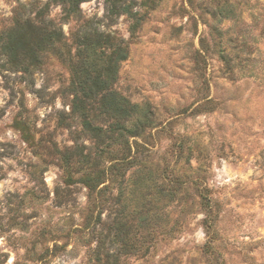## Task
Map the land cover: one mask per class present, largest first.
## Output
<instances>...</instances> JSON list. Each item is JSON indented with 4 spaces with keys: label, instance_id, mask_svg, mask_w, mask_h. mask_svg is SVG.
I'll return each mask as SVG.
<instances>
[{
    "label": "rangeland",
    "instance_id": "rangeland-1",
    "mask_svg": "<svg viewBox=\"0 0 264 264\" xmlns=\"http://www.w3.org/2000/svg\"><path fill=\"white\" fill-rule=\"evenodd\" d=\"M52 1L0 0V264H264V0H135L137 21ZM20 19L67 44L29 72L2 50ZM89 20L129 48L114 89L154 113L101 196L62 161L95 145L70 93Z\"/></svg>",
    "mask_w": 264,
    "mask_h": 264
},
{
    "label": "trees",
    "instance_id": "trees-1",
    "mask_svg": "<svg viewBox=\"0 0 264 264\" xmlns=\"http://www.w3.org/2000/svg\"><path fill=\"white\" fill-rule=\"evenodd\" d=\"M89 1L53 0L52 3L62 7L66 21L82 19L81 5ZM108 2L111 17L126 14L138 20L137 13L132 10L135 0ZM73 40L76 53L71 58V107L95 145L88 150L84 146L75 152L67 151L62 161L69 179L80 174L79 180L89 191L101 196L108 188L106 184L131 162V140L143 139L147 130L154 126V113L150 105L134 104L114 89L120 66L129 56V48L123 40L100 32L91 20L73 34ZM61 44L67 45L64 33L53 20L38 24L20 19L5 34L2 50L13 68L29 72L30 63L34 65L46 50L57 49ZM57 53L67 61L63 53ZM116 146H120L117 151L114 150Z\"/></svg>",
    "mask_w": 264,
    "mask_h": 264
}]
</instances>
